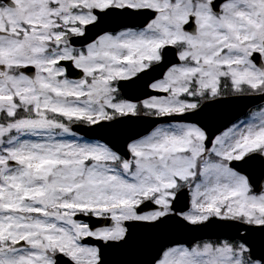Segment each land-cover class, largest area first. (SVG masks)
Listing matches in <instances>:
<instances>
[{"label":"snow or ice","instance_id":"6c2138e0","mask_svg":"<svg viewBox=\"0 0 264 264\" xmlns=\"http://www.w3.org/2000/svg\"><path fill=\"white\" fill-rule=\"evenodd\" d=\"M0 264H264V0H0Z\"/></svg>","mask_w":264,"mask_h":264},{"label":"water","instance_id":"95a60500","mask_svg":"<svg viewBox=\"0 0 264 264\" xmlns=\"http://www.w3.org/2000/svg\"><path fill=\"white\" fill-rule=\"evenodd\" d=\"M244 111V105H237L233 108L227 110L218 121L217 127H221L222 125H226L228 121L235 120L236 118L241 116V113ZM222 130V129H221Z\"/></svg>","mask_w":264,"mask_h":264},{"label":"flooded vegetation","instance_id":"af4514ba","mask_svg":"<svg viewBox=\"0 0 264 264\" xmlns=\"http://www.w3.org/2000/svg\"><path fill=\"white\" fill-rule=\"evenodd\" d=\"M242 118V117H241Z\"/></svg>","mask_w":264,"mask_h":264}]
</instances>
